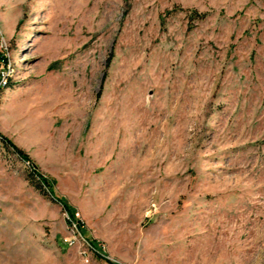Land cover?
I'll return each instance as SVG.
<instances>
[{"label":"rangeland","instance_id":"obj_1","mask_svg":"<svg viewBox=\"0 0 264 264\" xmlns=\"http://www.w3.org/2000/svg\"><path fill=\"white\" fill-rule=\"evenodd\" d=\"M2 72L0 264H264V0H0Z\"/></svg>","mask_w":264,"mask_h":264},{"label":"trees","instance_id":"obj_2","mask_svg":"<svg viewBox=\"0 0 264 264\" xmlns=\"http://www.w3.org/2000/svg\"><path fill=\"white\" fill-rule=\"evenodd\" d=\"M5 87H6V86H5ZM5 87H4V88H5ZM2 89H3V88H1L0 90H2ZM16 152L21 156V158H23V159H27L26 154H25L22 150H20V149H16ZM41 181H42L41 183H43V184H45V185H50V183H49L48 181H46V180H44V179H42V178H41ZM69 223H70V224H72V223L76 224L77 229H78L79 232L81 233L82 237H83V238L89 243V245L91 246V248H92L93 250L97 251V242H95V241H93V240H90V238L86 235V233L82 231V228H81L79 222L77 221V219H76L74 213H71V218H70V222H69Z\"/></svg>","mask_w":264,"mask_h":264},{"label":"built area","instance_id":"obj_3","mask_svg":"<svg viewBox=\"0 0 264 264\" xmlns=\"http://www.w3.org/2000/svg\"><path fill=\"white\" fill-rule=\"evenodd\" d=\"M8 75L5 72L0 73V89L7 86L8 83Z\"/></svg>","mask_w":264,"mask_h":264}]
</instances>
